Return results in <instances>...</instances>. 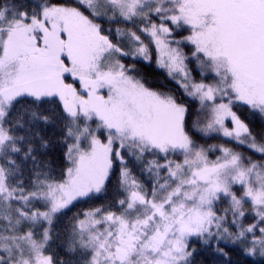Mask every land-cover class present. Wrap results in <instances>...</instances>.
<instances>
[{"label":"snow or ice","instance_id":"1","mask_svg":"<svg viewBox=\"0 0 264 264\" xmlns=\"http://www.w3.org/2000/svg\"><path fill=\"white\" fill-rule=\"evenodd\" d=\"M0 264H264V0H0Z\"/></svg>","mask_w":264,"mask_h":264}]
</instances>
